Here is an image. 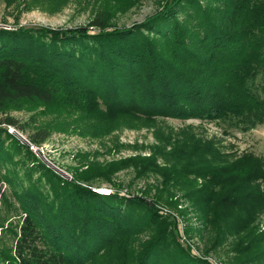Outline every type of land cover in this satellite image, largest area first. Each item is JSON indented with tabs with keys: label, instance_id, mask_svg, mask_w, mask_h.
I'll return each mask as SVG.
<instances>
[{
	"label": "trees",
	"instance_id": "16d2710c",
	"mask_svg": "<svg viewBox=\"0 0 264 264\" xmlns=\"http://www.w3.org/2000/svg\"><path fill=\"white\" fill-rule=\"evenodd\" d=\"M3 39L0 167L10 157L3 146L7 141L14 153L32 161L50 194L35 195L33 184L13 189L18 206L2 195L0 264H92L144 231L148 237L139 244L135 264H211L182 248L176 224L162 219L145 199L120 190L96 193L87 184L96 178L87 175L90 170L68 180L50 169L8 133L17 124L6 110L19 109L21 102L58 101L101 117L198 119L253 130L264 124V0H169L131 27L95 17L76 28L0 29ZM39 135L31 138L32 145L47 138ZM245 171L233 165L207 176L192 172L207 180L199 189L200 211L215 216L218 207L231 212L239 206L253 223L262 208L250 188L254 172ZM235 180L240 182L226 193ZM2 183L11 187L12 178L1 174ZM223 233L214 236L213 248Z\"/></svg>",
	"mask_w": 264,
	"mask_h": 264
},
{
	"label": "rangeland",
	"instance_id": "374dc122",
	"mask_svg": "<svg viewBox=\"0 0 264 264\" xmlns=\"http://www.w3.org/2000/svg\"><path fill=\"white\" fill-rule=\"evenodd\" d=\"M11 1L0 0V29L76 28L88 25L95 17L117 28L131 27L161 11L169 0ZM183 17L180 13L179 18ZM98 103L104 109L101 97ZM16 106L19 109L6 110L17 124L9 127L8 133L15 138L20 134L29 143L38 132L39 137L46 135L43 143L32 145L35 151L23 144L70 178L65 179L73 180L77 173L90 170L87 175L96 178L87 184L96 193L120 190L122 194L145 199L162 219L176 224L175 239L182 248L211 264H264V124L239 132L209 120L101 117L87 110L84 112L88 114L75 112L58 101L49 105L21 102ZM6 142L3 146L10 157L2 159L0 175L8 174L13 187L0 185V208L5 207L2 195L18 206L13 189L22 191L31 184L35 195L49 196V184L34 169L32 161L14 153ZM233 165L249 170L246 173L254 172L249 175L250 188L256 192L253 199L262 210L253 223L247 222L239 206L231 212L218 207L215 216H206L197 206L202 195L199 189L206 187L207 180L196 178L192 172H205L207 176ZM181 180L184 185L179 184ZM239 182H231L226 193ZM228 217L230 222L225 219ZM219 231L225 232L223 237L220 235L222 243L213 248L214 236ZM147 237L148 232L144 231L131 242L115 245L92 264H135L139 244ZM206 248L211 250L207 254Z\"/></svg>",
	"mask_w": 264,
	"mask_h": 264
},
{
	"label": "water",
	"instance_id": "95a60500",
	"mask_svg": "<svg viewBox=\"0 0 264 264\" xmlns=\"http://www.w3.org/2000/svg\"><path fill=\"white\" fill-rule=\"evenodd\" d=\"M16 138L23 144H27L29 146V142L24 139L20 134H16ZM38 158L44 162L48 167H50L54 172L58 173L59 175L63 176L64 178H69L64 172H62L60 169H58L56 166L52 165L50 162L44 159V157L40 156L38 154ZM70 179V178H69Z\"/></svg>",
	"mask_w": 264,
	"mask_h": 264
},
{
	"label": "built area",
	"instance_id": "2783aa9c",
	"mask_svg": "<svg viewBox=\"0 0 264 264\" xmlns=\"http://www.w3.org/2000/svg\"><path fill=\"white\" fill-rule=\"evenodd\" d=\"M29 147H30V149H32L33 151H35V147L32 146V144H29Z\"/></svg>",
	"mask_w": 264,
	"mask_h": 264
}]
</instances>
